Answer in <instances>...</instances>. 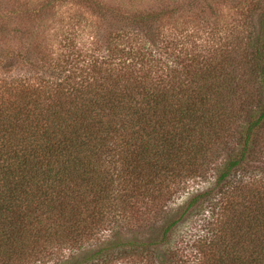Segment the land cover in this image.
Masks as SVG:
<instances>
[{"label": "trees", "instance_id": "obj_1", "mask_svg": "<svg viewBox=\"0 0 264 264\" xmlns=\"http://www.w3.org/2000/svg\"><path fill=\"white\" fill-rule=\"evenodd\" d=\"M81 2L124 19L103 1ZM119 56L117 68L88 61L103 73L95 83L68 75L4 88L0 264H264V34L253 45V95L223 67L185 70L165 85L162 67L155 76ZM149 60L141 55V65ZM128 70L136 74L124 82ZM198 178L207 190L189 189ZM204 205L198 233L185 234L181 224ZM154 216L149 245L159 252L119 235L122 219L141 226Z\"/></svg>", "mask_w": 264, "mask_h": 264}, {"label": "rangeland", "instance_id": "obj_2", "mask_svg": "<svg viewBox=\"0 0 264 264\" xmlns=\"http://www.w3.org/2000/svg\"><path fill=\"white\" fill-rule=\"evenodd\" d=\"M98 1L113 7L124 19L101 17L81 0H0V100L6 99L2 97L4 88L11 83H40L41 79L59 80L68 75L76 81L87 77L95 83L103 73L93 71L88 61L105 58L104 68H117L120 53L134 55L133 62L139 61L137 69H150L155 76L159 73L157 77L165 85L185 70L223 67L240 82L241 91L252 95L258 91L253 45L264 34V0ZM152 10L162 13L138 24L128 19L134 12ZM141 55L150 62L141 65ZM125 58L122 56L121 62L130 61ZM157 67L162 70L155 73ZM135 74L128 70L122 80L126 82ZM252 97L248 95V101ZM202 179H192L189 189L207 190L209 183ZM186 196L178 194L174 206ZM201 208L197 216L181 224L185 234L198 233L202 220L209 216L206 205ZM129 219L120 221L119 235L143 241L146 248L159 252L161 245H149L157 239L159 218L150 217L141 221V226L129 223Z\"/></svg>", "mask_w": 264, "mask_h": 264}]
</instances>
